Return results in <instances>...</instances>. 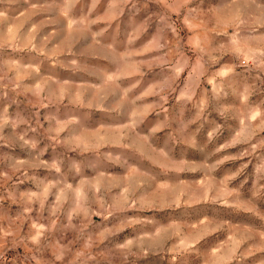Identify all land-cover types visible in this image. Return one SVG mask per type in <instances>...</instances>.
Listing matches in <instances>:
<instances>
[{
    "label": "rangeland",
    "instance_id": "374dc122",
    "mask_svg": "<svg viewBox=\"0 0 264 264\" xmlns=\"http://www.w3.org/2000/svg\"><path fill=\"white\" fill-rule=\"evenodd\" d=\"M0 264H264V0H0Z\"/></svg>",
    "mask_w": 264,
    "mask_h": 264
}]
</instances>
